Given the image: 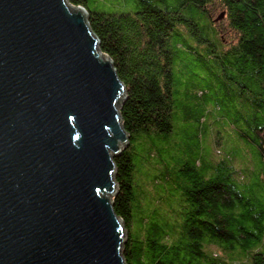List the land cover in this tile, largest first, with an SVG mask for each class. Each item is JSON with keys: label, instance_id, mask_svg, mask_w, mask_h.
<instances>
[{"label": "trees", "instance_id": "16d2710c", "mask_svg": "<svg viewBox=\"0 0 264 264\" xmlns=\"http://www.w3.org/2000/svg\"><path fill=\"white\" fill-rule=\"evenodd\" d=\"M97 1L69 4L87 13L100 51L125 86L117 105L129 144L114 157L112 198L127 235L121 245L125 264H226L237 245L252 264H264L258 250L264 242V0H130L127 13L99 11ZM182 51L206 57L232 83L234 93L222 96L217 107L254 147L253 170L237 165L231 154L209 163L198 155L194 162L183 160L175 175L171 157L161 154L156 139L173 130V66ZM192 97L204 111L187 118L201 121L206 96ZM221 141L214 136L216 158ZM140 157L157 172L149 186L161 189L173 177L179 183L176 224L153 219L164 199H148L135 182ZM254 170L255 184L247 179Z\"/></svg>", "mask_w": 264, "mask_h": 264}, {"label": "water", "instance_id": "95a60500", "mask_svg": "<svg viewBox=\"0 0 264 264\" xmlns=\"http://www.w3.org/2000/svg\"><path fill=\"white\" fill-rule=\"evenodd\" d=\"M86 17L68 0H0V264H125V86Z\"/></svg>", "mask_w": 264, "mask_h": 264}, {"label": "rangeland", "instance_id": "374dc122", "mask_svg": "<svg viewBox=\"0 0 264 264\" xmlns=\"http://www.w3.org/2000/svg\"><path fill=\"white\" fill-rule=\"evenodd\" d=\"M94 5L98 6L99 11L106 13H127L133 9L130 0H102L95 2ZM184 49L186 48L183 47ZM197 49L201 52V49ZM197 57L196 53L190 55L182 51L175 60L173 66L175 102L173 130L170 134L164 135L163 139H156L157 146L163 147L161 154L164 157H171L170 166L175 175L179 173L178 169L183 160L187 159L194 162L198 155L204 163H209L231 154L234 155L237 165L244 169L253 170L257 166L254 147L238 133L226 116H222L224 110L217 107V102L221 97L232 92L231 85L229 86V83H232L222 78L220 70L208 62L206 57ZM194 92H197L199 96H206L207 100V112L201 121L187 118V114L190 112L197 116L204 111L192 97ZM218 135L222 140L219 146L221 154L217 155L216 158L214 136ZM141 152H145V150L143 149ZM136 162V166H139L140 170L134 174L135 182L141 184L145 196L148 199L162 196L164 199L158 204L159 210L156 215H152L153 219L163 223H166V220H171L173 224H176L174 216L177 217L182 194L176 178L173 177L169 182L162 185L161 189H155L148 184L157 172L151 168L147 169L141 157L136 159ZM247 179L249 183L253 184L258 181L255 170L247 176ZM262 201L264 203V198ZM235 249L239 252L242 247L237 245ZM258 250L264 252V242ZM237 252L228 256L226 264H252L250 253L241 256Z\"/></svg>", "mask_w": 264, "mask_h": 264}]
</instances>
